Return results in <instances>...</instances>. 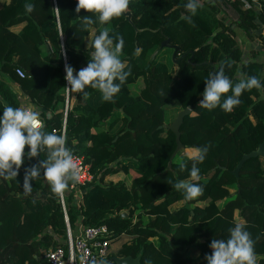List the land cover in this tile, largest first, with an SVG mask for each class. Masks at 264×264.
<instances>
[{"label": "trees", "instance_id": "trees-1", "mask_svg": "<svg viewBox=\"0 0 264 264\" xmlns=\"http://www.w3.org/2000/svg\"><path fill=\"white\" fill-rule=\"evenodd\" d=\"M259 2L257 13L250 0H199L189 24L187 0H130L132 25L123 15L102 25L93 13L77 14V0H0V116L6 106L26 101L41 113L44 130L63 133L66 146L88 167L92 180L75 190L71 183L63 194L73 231L78 223L105 225L109 240L122 243L116 256L139 258L140 264H207L211 241L227 239L229 229L243 223L256 241L257 264H264V158L246 160L238 178L232 175L241 158L264 142V89L245 90L230 112L199 106L205 80L222 64L233 83L251 76L264 83V63L257 56L244 59L232 25L221 14V7L227 8L246 38L260 37L264 3ZM25 3L35 10L26 13ZM82 16L97 22L85 30ZM105 28L111 37L123 36L120 59L131 75L114 102L88 87L87 99L68 91L65 110L70 86L64 65L77 72L86 67L92 41ZM165 40L170 47L160 49ZM187 108L179 128L182 149L211 145L197 164L198 180L190 177L192 157L167 153V139L175 136L160 128ZM29 150L26 146L25 154ZM45 155H25L16 180L0 178V264H47L44 253L65 234L61 198L43 173L31 182V195L23 192L25 169ZM181 162L187 166L183 171ZM131 172L138 178L135 186L127 178L110 181ZM180 180L202 185L203 194L185 199L172 186ZM179 202L183 205L172 210ZM111 257L108 264H114Z\"/></svg>", "mask_w": 264, "mask_h": 264}, {"label": "clouds", "instance_id": "clouds-1", "mask_svg": "<svg viewBox=\"0 0 264 264\" xmlns=\"http://www.w3.org/2000/svg\"><path fill=\"white\" fill-rule=\"evenodd\" d=\"M129 5L130 0H77L75 12L79 14L84 10L93 13L99 23L104 25L126 14ZM199 7V0H187L185 8L191 15L185 19L189 24L193 23L192 16ZM24 9L30 14L35 10V5L25 3ZM53 9L57 13L60 12L58 7ZM79 21L85 30L97 22L91 16L79 17ZM92 46L94 51L86 67L77 72L72 65L67 63L64 65L66 72L64 79L70 86L65 88L69 92L82 93L87 99L89 93L85 89L91 87L101 93L104 101L114 102L113 98L131 75V68L120 59L124 47L123 36L117 34L111 37L109 30L105 28L92 41ZM226 66L230 68L231 63L226 62ZM205 85L199 106L208 110L219 106L228 112L241 103L239 98L245 90L264 89V83L256 76L241 78L239 82L233 83L225 74V64H222L218 71L209 74ZM229 92L231 95H226ZM225 96L222 101V97ZM26 146L30 149L27 154ZM210 147L211 145H205L193 152L190 170L192 180L199 179L200 169L197 164L203 163ZM41 153L46 154L45 158L25 169L24 194L31 195L33 190L31 182L40 178L43 173V178L50 185L52 193L63 196L71 183L79 181L81 173L77 158L66 146V136L63 133L57 134L56 130L46 132L38 110L6 106L0 116V178L16 180L25 155L31 159ZM179 167L183 171L187 166L181 162ZM172 186L177 191H182L187 200L197 198L204 191L202 185L184 180L177 181ZM255 242L251 233L245 230V225L236 223L229 229L227 239L211 241L209 247L213 251L211 255L206 254L205 259L207 264H257ZM90 264H97V261L92 259ZM99 264L108 262L101 260ZM145 264H151V261H146Z\"/></svg>", "mask_w": 264, "mask_h": 264}, {"label": "built area", "instance_id": "built-area-1", "mask_svg": "<svg viewBox=\"0 0 264 264\" xmlns=\"http://www.w3.org/2000/svg\"><path fill=\"white\" fill-rule=\"evenodd\" d=\"M15 73L20 78L24 75L21 69H16ZM68 97L69 94L67 90L65 110L69 107ZM76 158L81 169L80 179L70 186V190H75L78 186L84 185L92 180L88 167L83 165L82 159ZM60 198L64 211L65 234L57 236V242L59 244L44 253L43 257L46 263L90 264V261L95 259L97 264H99L101 260L116 256L122 243H113L109 240L110 235L107 226L84 227L81 223H78L76 230L73 231L65 212L63 196H60ZM114 244H118V247L112 249Z\"/></svg>", "mask_w": 264, "mask_h": 264}, {"label": "rangeland", "instance_id": "rangeland-1", "mask_svg": "<svg viewBox=\"0 0 264 264\" xmlns=\"http://www.w3.org/2000/svg\"><path fill=\"white\" fill-rule=\"evenodd\" d=\"M204 1H209V0H204ZM221 14H222L225 22L232 25V29L236 33V37H237L236 39L238 41V44H239L240 48L243 50L244 59L248 60V58L255 57L258 55L260 57L261 61L264 63V27L263 26L261 27V31L259 33L260 37L256 35L254 38L248 39V38H246L244 32L238 27L237 23L233 20L232 13L230 10H228L225 7H221ZM255 54H257V55H255ZM258 56H257V58H258ZM21 107L29 108L26 101H21ZM167 140H168V143L170 146V148H168V150H167V153L169 155L172 154L171 157L182 154V152L184 154L190 153L188 151H184L181 148L175 154V150L177 148L175 138L169 137ZM125 178H127L128 181H131L132 186H135L136 183L138 182L137 175L133 172H131L128 177H125L122 175L111 177L110 181L118 182V181L124 180ZM227 180H228L229 184H232L234 182V178L231 177L230 175L227 176ZM181 205H182V203L175 206V208L178 206H181ZM116 247H118V244H114L112 246V249H115Z\"/></svg>", "mask_w": 264, "mask_h": 264}, {"label": "water", "instance_id": "water-1", "mask_svg": "<svg viewBox=\"0 0 264 264\" xmlns=\"http://www.w3.org/2000/svg\"><path fill=\"white\" fill-rule=\"evenodd\" d=\"M125 18H127L128 22L132 25V17L131 13L128 11L126 14L123 15ZM135 32L137 30L135 29ZM63 44V40H62ZM170 47L168 40H165L161 43L160 49ZM179 51V48L177 46L174 47V52L172 54V58L174 59L175 54ZM190 113L189 109H185L182 112L178 113L176 119L173 121L172 124L169 126H161L160 128L164 127L170 130V132L175 136V142L177 145V148L175 150V154L182 148V143L180 140V133L179 128L183 122V118L187 116ZM252 157H263L264 158V142L258 146V149L254 152H251L250 154L244 155L241 160L239 161L238 165L236 166L235 170L232 172V175L237 179L238 178V172L244 162ZM76 183V182H75ZM73 183V184H75ZM124 217L126 214L123 215ZM111 262L114 264H140L139 258H132V257H118V256H112L110 258Z\"/></svg>", "mask_w": 264, "mask_h": 264}, {"label": "crops", "instance_id": "crops-1", "mask_svg": "<svg viewBox=\"0 0 264 264\" xmlns=\"http://www.w3.org/2000/svg\"><path fill=\"white\" fill-rule=\"evenodd\" d=\"M251 2H252V5H253V8H254V10L258 13H260L261 11H262V8H261V6H260V2H259V0H250ZM262 3H264V0H260ZM232 18H233V20L235 21V17L232 15ZM226 25H229L228 23H226ZM263 27H264V25H263ZM255 55H257V54H255ZM258 56V55H257ZM254 57H251V58H248V60H250V59H253ZM258 60L259 61H261V59H260V57L258 56ZM262 62V61H261ZM263 63V62H262ZM74 93L75 92H73L72 93V96L74 95ZM36 110V109H35ZM184 151H188V152H190V153H188V154H184L183 152H182V154H184V155H187V156H189V157H192V154H193V150H191V149H183ZM192 153V154H191ZM180 203H182V205H183V202H179V203H177V204H175L173 207H172V210H175V209H177V208H179V207H181V206H178V207H176L175 208V206H177V205H179Z\"/></svg>", "mask_w": 264, "mask_h": 264}]
</instances>
